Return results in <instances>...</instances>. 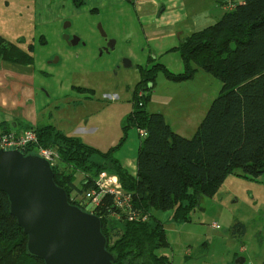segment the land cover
Segmentation results:
<instances>
[{
  "label": "trees",
  "instance_id": "obj_1",
  "mask_svg": "<svg viewBox=\"0 0 264 264\" xmlns=\"http://www.w3.org/2000/svg\"><path fill=\"white\" fill-rule=\"evenodd\" d=\"M70 1L77 7L84 3ZM34 49V45L25 51L18 44L0 43V60L30 65L35 61ZM177 49L186 68L183 74L177 75L163 64H155L151 71L139 67L142 78L124 126L125 134L130 127L147 133L138 151L136 177L114 156L126 139L102 152L54 126L31 127L41 145L53 147L59 154L63 167L53 168L55 181L66 189L72 204L80 206L72 198L74 192L91 190L98 175L106 171L117 175L132 194L134 210L149 215L146 221L118 217L112 199H103L96 214L116 264H173L170 256L160 252L170 248V243L165 225L154 211H172V218L182 223L228 175L239 170L253 178L264 175V0H243L214 25L181 40ZM197 68L219 79L223 87L195 136L186 138L172 129L162 113L147 112L151 95L139 98L138 90L145 83V91L152 90L160 71L169 80L186 81ZM3 126L0 122L2 130L11 131ZM78 172L85 175L81 187L75 184ZM230 231L242 238L246 226L237 222ZM27 241L10 213L8 196L0 190V264H44L28 254Z\"/></svg>",
  "mask_w": 264,
  "mask_h": 264
},
{
  "label": "rangeland",
  "instance_id": "obj_2",
  "mask_svg": "<svg viewBox=\"0 0 264 264\" xmlns=\"http://www.w3.org/2000/svg\"><path fill=\"white\" fill-rule=\"evenodd\" d=\"M54 1L48 10L47 22L33 25L29 23V11L34 7L32 0H0V43L13 41L27 49L29 43L34 45L38 98L42 102L55 100L45 109L43 119L55 122L70 114L75 121L66 128V133L90 139L107 151L126 139L117 152L137 154L140 132L130 127L125 134L124 126L133 111L136 86L142 78L139 67L151 71L155 64H163L177 75L185 73L177 37L166 41L169 48L176 45L170 52L151 55L132 13L128 12L126 19L109 11H103L100 16L74 17L70 9L69 14L67 10L64 12L68 15L59 16L62 10ZM99 26L107 37L102 35ZM65 35L80 38V44L68 45ZM108 40L116 42L115 48L101 55L102 48H108ZM125 59L132 62L131 68L124 67ZM197 69L194 77L186 81L169 80L160 71L152 90L145 91L146 83L138 90L139 98L151 95L145 106L147 112L162 113L172 129L186 138L195 136L223 87L219 79ZM78 93L92 96L87 108L69 106L70 99ZM27 96V92L21 94V97ZM65 108L70 113L59 112ZM85 209L90 211V206ZM172 213L154 211L155 217L163 220L168 229L170 248L161 250V254L170 256L173 264L184 263L187 253L193 252L194 258L201 256L206 264H226L228 254L231 253V258L234 251L238 257L246 258V264H257L258 259H264V183L258 178L242 175L239 170L228 175L211 195L204 196L186 221L177 223ZM237 222L246 226L242 240L231 235L230 229ZM214 223L219 228H214ZM219 234H226L227 238H220ZM207 245L209 250L204 253Z\"/></svg>",
  "mask_w": 264,
  "mask_h": 264
},
{
  "label": "crops",
  "instance_id": "obj_3",
  "mask_svg": "<svg viewBox=\"0 0 264 264\" xmlns=\"http://www.w3.org/2000/svg\"><path fill=\"white\" fill-rule=\"evenodd\" d=\"M32 2L34 7L29 11V23L35 25L37 23L47 22L48 13L50 12L48 10L50 9V6L53 5L51 3L55 1L32 0ZM56 2L60 5L62 10L59 16L68 15L70 9L74 17L82 14L100 16L103 11H109L112 14H116V17H125L126 19V17H128L127 13H132L135 17L133 18L134 21L137 22L141 32H143L146 41L145 44L148 45L147 50L149 51V54H157L159 56L167 54L172 48L176 47L175 45L174 47L169 48L168 43H166L168 38L176 36L179 45L181 40L195 32L202 31L203 29L214 25L225 15L226 12L230 11L228 7L216 3L214 0H83L84 3L80 7L75 6L70 0H56ZM65 10L69 11L68 14L64 13ZM54 18L58 19V17ZM10 43L16 44L13 41ZM19 47L25 51L28 50L21 45H19ZM32 55L34 56V51ZM150 60H153V57H150ZM9 71H12L13 74H10ZM25 92L28 93V96L21 97V94ZM38 97L36 88V70L34 66H24L15 63L10 64L6 61L0 63V122L4 123L3 127H6L11 131L19 132L25 128L51 125L66 135L76 136L74 133L68 134L66 133L67 131H65L67 130L66 128L75 121L70 114L67 115L68 117L66 119L55 120V122L50 121L49 119H43L45 109L49 108L55 100L48 99L45 102H42ZM70 100H72V102H68L70 107L74 106L81 108L85 106L87 108L92 102V96L86 93H78ZM63 110L67 114L70 113L68 108L59 110V112ZM16 119H19L18 121L22 122V124L17 122ZM79 138L86 144L90 146L92 145V147L99 149L102 152H107V150H102V147L91 142L90 139L81 136H79ZM141 142L142 139L140 140L137 149L138 151ZM119 152L120 151L115 153V158L119 160L124 169H126L132 176L136 177L138 173V153L132 156L133 152L132 154L126 153L122 155ZM84 178V173H76L75 184L78 187H81ZM259 180L264 183V175L259 177ZM73 194H75V192ZM161 221L164 223L167 232V224L163 220ZM231 235L233 239L239 238V240H242L245 237L240 238L233 234ZM219 236L223 239L227 238L226 234H219ZM204 250V253L208 252V245ZM187 254L186 260L182 264H206L201 256H198L197 258L193 257L195 252L192 254L190 253L191 255L189 253ZM230 254L231 253L227 256L229 259L226 264H234L235 259L238 258V253L235 251L231 258ZM258 260L257 264L264 263V259ZM246 263L247 260L245 258L244 264Z\"/></svg>",
  "mask_w": 264,
  "mask_h": 264
},
{
  "label": "water",
  "instance_id": "obj_4",
  "mask_svg": "<svg viewBox=\"0 0 264 264\" xmlns=\"http://www.w3.org/2000/svg\"><path fill=\"white\" fill-rule=\"evenodd\" d=\"M214 1L226 5L228 0ZM99 30L107 37L101 26ZM74 41L76 44L80 38L74 37ZM114 42L109 43L111 49ZM132 66L130 60H124L125 68ZM0 190L8 196L10 213L27 236L30 256L44 264H116L101 218L70 202L46 159L0 147ZM244 263V257L234 261Z\"/></svg>",
  "mask_w": 264,
  "mask_h": 264
},
{
  "label": "built area",
  "instance_id": "obj_5",
  "mask_svg": "<svg viewBox=\"0 0 264 264\" xmlns=\"http://www.w3.org/2000/svg\"><path fill=\"white\" fill-rule=\"evenodd\" d=\"M243 0H228L226 7L230 10L234 9ZM141 139L147 136L145 130H139ZM0 147L4 149H19L25 154L37 155L50 162L53 168H62L60 164L59 154L53 147H45L40 144L39 136L35 129L29 128L19 132H6L0 128ZM112 199L113 207L118 212V217L125 215L128 220L146 221L149 215H141L133 208V196L127 192L120 182L117 175L101 172L95 180L94 188L85 191L82 194L75 192L72 198L76 200L85 211L87 205L90 206V212L96 214L98 208L103 205L105 197ZM97 215V214H96ZM214 228H219L217 224H213Z\"/></svg>",
  "mask_w": 264,
  "mask_h": 264
},
{
  "label": "flooded vegetation",
  "instance_id": "obj_6",
  "mask_svg": "<svg viewBox=\"0 0 264 264\" xmlns=\"http://www.w3.org/2000/svg\"><path fill=\"white\" fill-rule=\"evenodd\" d=\"M67 35H65L64 36V39L66 40V37ZM109 41V40H108ZM23 42V40H21L20 41V43H22ZM66 42H67V44L68 45H70V46H75V45H78V44H80V42H81V40L78 42V43H74L75 41H74V37H69V39L68 40H66ZM111 42V40L108 42V48L107 49H105V47L104 48H102V50H101V55L104 53V51H110V50H113V49H111V47H109V43ZM25 43V42H24ZM115 44H116V42H114V48H115ZM29 45H33V44H29ZM28 48H29V46H28ZM20 65V64H19ZM30 65H32V66H34L35 65V61H34V63L33 64H30ZM24 66H29V65H24Z\"/></svg>",
  "mask_w": 264,
  "mask_h": 264
}]
</instances>
